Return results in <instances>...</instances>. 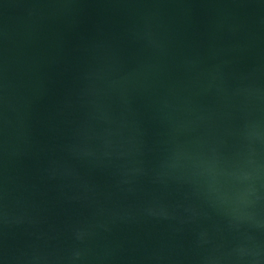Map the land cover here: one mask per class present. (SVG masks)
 <instances>
[{"label": "water", "instance_id": "1", "mask_svg": "<svg viewBox=\"0 0 264 264\" xmlns=\"http://www.w3.org/2000/svg\"><path fill=\"white\" fill-rule=\"evenodd\" d=\"M0 264H264V0H0Z\"/></svg>", "mask_w": 264, "mask_h": 264}]
</instances>
